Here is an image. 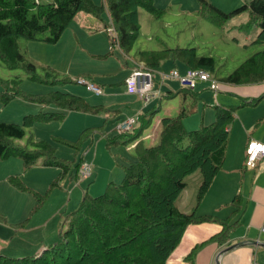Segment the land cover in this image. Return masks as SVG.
Here are the masks:
<instances>
[{
  "label": "trees",
  "instance_id": "obj_1",
  "mask_svg": "<svg viewBox=\"0 0 264 264\" xmlns=\"http://www.w3.org/2000/svg\"><path fill=\"white\" fill-rule=\"evenodd\" d=\"M197 2L201 6V14H205L202 15L213 22H227L248 13L247 31L257 29L259 33L254 43L264 44V0L248 1L230 13L223 12L208 0ZM140 9L146 10L155 19L162 18L166 12L156 5V0H103L101 4L94 0H51L46 4L40 0H0V62L9 70H23L34 81L75 83L70 78L55 79L54 82L41 79L38 75L39 65L29 61L20 51L19 39L56 45L79 13L85 12L98 18L107 13L119 40L117 44L109 36L113 49L103 58L113 55L116 45L124 54H129L141 28ZM167 59L181 60L187 69L204 70L212 76L216 71L213 57H199L196 49L191 48L140 51L137 56V61L144 63L151 71L159 69ZM44 69L51 79L55 77L52 69ZM84 77L95 84L91 75ZM215 80L218 81L216 78ZM20 81V78L12 81L0 79V85L4 89L0 92V101L8 104L17 97H23L43 106L56 105L63 112L42 111L38 115H28L22 124L0 121V161L14 157L23 162L26 170L41 163L44 167L62 168L61 176L63 173L67 174L71 167L70 161L58 158L49 141L31 140V149L17 141H23L27 128H32L37 123L63 120L69 111L99 114L109 110L101 105L92 106L79 96L59 91L30 95L20 89ZM219 81L231 86L263 84L264 50L248 58L232 74ZM209 84L211 89V83ZM196 87H181L177 92H167L168 99L183 96L184 105L177 117L162 119L158 145L146 147L141 138L143 132L151 126L157 113L156 108L139 116L143 122L140 128L135 127L130 133H120L108 141V148L137 142L133 148L134 156L124 166V178L121 183H110L101 196L86 194L79 209L68 218L67 229L60 234V241L34 256L12 258L0 254V264H166L181 243L187 228L208 222H218L223 230L207 243L230 246L232 234L240 225V195L232 201V215L224 220L200 216L195 211L184 213L176 202L186 190V179L198 171L203 175L198 201L205 198L225 165L229 126L235 120L236 113L240 109L257 106L264 100V94L258 98H244L236 106L215 105L216 119L212 124L187 130L185 119L195 114L203 101ZM189 97L193 100L190 107L185 106ZM95 130H86L77 143L70 145L78 148L89 136L88 133ZM54 140L66 143L56 137ZM84 162L85 158L78 167L81 168ZM245 168H248L247 165ZM56 181L52 183L53 186ZM10 182L20 191L33 193L37 202H40L35 210L39 209L44 196H38L19 176L11 177ZM243 245L246 244H238V247ZM203 246L204 244L197 247L193 255Z\"/></svg>",
  "mask_w": 264,
  "mask_h": 264
},
{
  "label": "rangeland",
  "instance_id": "obj_2",
  "mask_svg": "<svg viewBox=\"0 0 264 264\" xmlns=\"http://www.w3.org/2000/svg\"><path fill=\"white\" fill-rule=\"evenodd\" d=\"M50 1L40 0L43 4ZM94 1L100 4L103 0ZM208 1L223 12L230 13L241 7L243 3L251 0H240L239 2L238 0ZM156 5L166 11L160 19H155L144 9L139 10L141 28L132 51L128 55H124L118 49L119 46L116 45L114 54L105 59L103 63L100 62L101 65L111 71H116L120 67L121 72L111 77V83L113 81L120 84L125 83L130 71L124 70V67L131 60L135 59L137 61L140 51L196 49L199 57L210 56L215 59L216 71L213 76L219 81L232 74L248 58L264 50V44L254 43V38L250 40L255 35V29L250 31L246 29L249 21L248 13L236 16L227 22L218 23L204 17L205 14H201V6L197 0H156ZM111 27L112 24L109 28ZM108 33L107 36H111ZM109 43L111 51L113 49L111 46L112 41L109 40ZM19 47L29 61H34L39 65L38 75L41 79H49L54 82L55 79L70 78L75 83L53 84L34 81L23 70H9L0 62L1 80L12 81L15 78H20V89L30 95H46L59 91L77 96L73 91L79 86L85 87L91 92L87 86L79 85L80 79L87 78L78 76L77 60L64 50V45H52L41 41L31 42L21 38L19 39ZM73 52L75 53V50ZM137 63L140 62L137 61ZM174 63L173 59H167L163 62L161 67L156 70V74L159 75L160 79L163 74H169V68L173 67ZM176 66L180 74L183 75L187 69L184 63L177 60ZM44 68L52 69L55 72V77L51 79L47 76V71ZM94 70H99L98 65L94 67ZM100 82L104 83L103 80H100ZM160 82L162 81L159 80ZM168 82H173L174 86L169 85ZM197 84L196 90L199 91L198 93L203 101L197 107V112L185 119L184 124L187 130H195L200 128L201 125L212 124L216 119L215 105L236 106L244 99L235 92L233 94L223 90L222 88L227 86L221 81H219L217 92L210 89L209 83L198 82ZM164 85V88L170 87L171 89H165L162 98L158 95L159 98L157 99L160 102L151 107V109L156 108L157 113L154 115L151 126L143 132L141 137L144 139L146 147L159 144V123L166 117H177L184 105L183 96L166 98L167 92H177L181 89L180 83L176 80L167 79ZM96 86L100 88V86ZM113 88L115 89L116 86ZM113 88L105 86L106 92L100 99L105 100L108 93L114 90ZM124 88H120L119 91L123 92ZM3 91L4 89L0 85V92ZM89 94V98L96 95L93 92ZM152 100H150V103L155 101V99ZM139 102H141L139 106L133 104V99L128 100V105L123 101H119L116 106L112 104L110 119L103 120L104 126L101 130L96 129L94 132H89V136L82 141L78 148L70 144L77 143L83 133L91 129L83 130L84 128H82L81 119L79 118L87 119L85 113L82 115L79 114L82 112H75L74 114V111H69L63 120L53 121L50 124L48 123L49 125H42L40 128L35 126L26 129V137L23 141H17L18 144L28 146L31 149V140L49 141L55 148L56 156L70 161L71 167L68 169L67 174L63 173L61 176L62 168L44 167L39 163L32 170H26L20 159H13L14 157L9 159L10 161L16 160L21 164L20 174H14V176L18 175L26 186L35 191L38 196H44V198L39 209L35 210L40 202H37V197L33 193L20 191L11 186V177L8 182L4 180V183H0V254L12 258L38 255L45 246L49 247L53 242L60 241V234L67 229L66 222L68 218L79 209L86 194L98 197L106 192L110 183L118 184L122 182L125 175L124 166H127L129 164L128 159L134 156L133 148L137 145V142H129L126 145H112L111 148L107 147V143L121 133L118 130L119 124L131 117L137 120L138 125L136 124L135 127L140 128L142 126L143 122L139 119L137 113L141 111L142 107L144 108L149 104L146 105V101ZM192 104L193 100L189 97L185 106L190 107ZM42 111L63 112L56 105L43 106L39 103L30 102L23 97H17L8 104L0 101V121L6 123L22 124L26 116L38 115ZM116 111L121 112L116 113ZM94 116L96 115L94 114ZM236 116L237 118L235 117V120L229 126V129L234 126V131L229 135L228 155H226L228 162L223 169L225 173L222 172L219 175L220 179L208 198H215L216 193H219L226 185L232 188L233 185L236 188H242L244 194H248L247 191L252 188L250 187L252 180L255 179L257 185L264 184V161L259 163L255 169L248 168L244 174L240 168L238 169V164L234 161L238 156L236 147L239 145V136L244 137L242 140L244 142L246 134V143H248V135L256 140V136L264 134V100L255 107L240 109ZM243 124L252 127L251 129L247 128L245 134L241 129ZM55 137L66 143L57 142L54 140ZM247 152L248 148L247 151L244 148L242 157L243 164L245 161L246 165ZM83 158H85V162L92 165L93 169L92 175L86 180L80 179L81 168L78 167ZM241 175L244 176L242 184ZM55 181L56 184L53 186L52 183ZM202 181L203 175L200 171L186 179V190L176 202L180 209L182 208L181 200L186 196L192 198L194 203L198 201ZM22 223L24 224L20 225Z\"/></svg>",
  "mask_w": 264,
  "mask_h": 264
},
{
  "label": "crops",
  "instance_id": "obj_3",
  "mask_svg": "<svg viewBox=\"0 0 264 264\" xmlns=\"http://www.w3.org/2000/svg\"><path fill=\"white\" fill-rule=\"evenodd\" d=\"M240 0H238L239 2ZM242 2V1H241ZM248 2V1H247ZM246 3V2H245ZM101 4V3H100ZM244 4V3H243ZM106 16V17H105ZM112 22L108 14H104L101 18H98L94 15L87 14L85 12L79 13L73 22L68 27L67 31L63 35L61 41L58 45H64V50H66L69 55H71L74 59L77 60V69H78V76L84 77V75H91L94 78L95 84L100 86L102 90L101 95H95V97L89 98V92L85 87L79 86L75 91L77 96L83 98L84 100L88 101L89 104L92 106H105L106 110L99 114H90L85 113L87 115L86 118H79L81 119V124L83 130L87 128H95V129H102L103 128V120L110 119V113L112 112V104L115 106L119 104V101H123L128 105V100L133 99L136 106H139L143 101L138 96L130 95L127 92L126 87L124 88L123 83L114 82L111 83L112 76H115L118 72H121L120 67L116 71H111L105 68V66L101 65L107 58H103L106 54L110 52V43L109 37L107 36V29L111 26ZM255 35L250 39L255 41L259 31L257 29L254 30ZM258 31V32H256ZM109 34V33H108ZM119 49V48H118ZM75 50V53L73 52ZM120 50V49H119ZM121 53H123L120 50ZM124 54V53H123ZM128 55V54H124ZM109 58V57H108ZM101 62V63H100ZM98 65L99 70H94V67ZM175 66V68H174ZM136 67V60H131L130 63H126V67L124 70H129L130 74L132 70ZM101 69V70H100ZM178 70L176 66V61L173 67L169 68V73L171 71ZM189 69H186L183 75L187 73ZM179 71V70H178ZM157 84L161 90V94L159 96H163V92L165 89L170 90L171 88H164V84L167 79L163 80L159 78V75L156 74V71L153 72ZM85 78V77H84ZM100 80H103L104 83H101ZM159 80L162 81L159 83ZM172 80V79H168ZM175 81V80H174ZM110 82V83H109ZM120 84V86H119ZM169 85H173V82H168ZM105 86L109 88H113L116 86V90H111L107 98L100 99L101 96L104 95L106 92ZM227 87H223L222 89L233 93L234 92L239 95L242 99L243 98H258L264 94V83L258 85H244V86H231L226 85ZM124 88L123 92H120V88ZM163 87V89H162ZM163 90V91H162ZM159 96H155L152 99H155L154 102L151 101L145 103L146 107H142L141 111H138L137 114L140 116L144 114L151 107L159 103L157 98ZM178 97V96H177ZM93 102V103H92ZM136 102V103H135ZM140 108V107H139ZM115 112V111H114ZM121 111H116V113ZM79 113V112H76ZM75 114V112H74ZM84 115V113H79ZM78 115V114H77ZM79 117V116H78ZM133 118V117H131ZM237 118V116H236ZM51 123V122H50ZM49 123V124H50ZM48 123H37L33 127H41L42 125H49ZM160 124V123H159ZM247 128L251 129L252 127H247V125L243 124L241 129H243V133L247 131ZM230 134L234 131V126L229 129ZM244 138V137H243ZM243 138L239 136L238 139V146L237 149V158L234 160L237 163L238 169L242 171L244 174L245 171L249 168H245L246 163L244 161L243 164V151L244 148L247 151V148L250 143H259L264 145V134L260 136H256V140L252 139L248 135V143H246V134L244 142H242ZM228 155V153H227ZM98 158V155H97ZM18 159V158H13ZM246 160V158H245ZM264 161V160H262ZM259 161L255 168L258 167ZM228 162V157H226V162ZM225 166V165H224ZM35 168V167H34ZM251 168V169H255ZM224 169V167H223ZM32 170V169H31ZM21 172V164L16 160H7V161H0V183H4V180H7L14 174H20ZM224 172L223 170L216 176L209 192L207 193L206 197L202 199L201 202L196 201L189 196L182 198L180 209L187 214L192 212H197L200 216H213L217 217L218 219L224 220L229 218L233 211L234 207L232 205V201L235 199L237 195L241 196V214H240V225L234 231L231 238V245L230 246H220L217 243H207L211 240L214 236L218 235L222 230L223 226H221L218 222H208L202 223L197 225H191L185 231L181 243L177 247V249L172 253L170 258L168 259L166 264H264V184H255V179L251 181L250 187L247 192L248 194H244L243 189L236 188L233 185L232 187L225 186L219 193H216L215 198H208L214 191L216 184L220 179V174ZM225 173V172H224ZM16 175V176H18ZM242 176L241 184L244 182V176ZM219 177V178H218ZM13 186V185H11ZM14 187V186H13ZM16 188V187H15ZM17 190V189H14ZM37 190V189H35ZM19 195V194H14ZM56 240V239H52ZM57 242V241H55ZM244 243L246 245L238 247V244ZM54 242L52 243V245ZM196 253L193 255L194 250ZM48 246H45L42 249L45 250ZM40 252L39 254H41Z\"/></svg>",
  "mask_w": 264,
  "mask_h": 264
},
{
  "label": "built area",
  "instance_id": "obj_4",
  "mask_svg": "<svg viewBox=\"0 0 264 264\" xmlns=\"http://www.w3.org/2000/svg\"><path fill=\"white\" fill-rule=\"evenodd\" d=\"M107 31L111 34V37L118 44V35L112 26ZM162 79H172L180 83L181 87L187 89H194L198 82L211 83V89L215 92L219 89V82L208 72L204 70L189 69L185 75H181L178 70L171 71L168 75L163 74ZM79 85L87 86L89 90L96 95H101V88L96 84L89 82L87 79H80ZM126 89L130 95L138 96L140 99L146 102L160 95V89L156 82L154 73L147 69L143 63H137L136 67L132 70V73L126 80ZM137 120L135 118H129L128 120L121 122L118 126V130L121 133H130L135 129ZM247 167L255 168L259 161L264 160V145L259 143H250L247 152ZM92 165L88 162H84L81 166L80 179L86 180L92 175Z\"/></svg>",
  "mask_w": 264,
  "mask_h": 264
},
{
  "label": "clouds",
  "instance_id": "obj_5",
  "mask_svg": "<svg viewBox=\"0 0 264 264\" xmlns=\"http://www.w3.org/2000/svg\"><path fill=\"white\" fill-rule=\"evenodd\" d=\"M126 83V82H125Z\"/></svg>",
  "mask_w": 264,
  "mask_h": 264
}]
</instances>
